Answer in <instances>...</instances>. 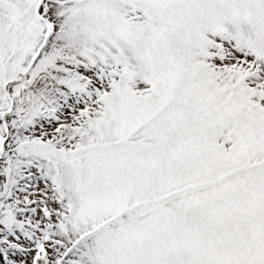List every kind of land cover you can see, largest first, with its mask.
<instances>
[{"label": "snow or ice", "instance_id": "6c2138e0", "mask_svg": "<svg viewBox=\"0 0 264 264\" xmlns=\"http://www.w3.org/2000/svg\"><path fill=\"white\" fill-rule=\"evenodd\" d=\"M0 264H264V0H0Z\"/></svg>", "mask_w": 264, "mask_h": 264}]
</instances>
